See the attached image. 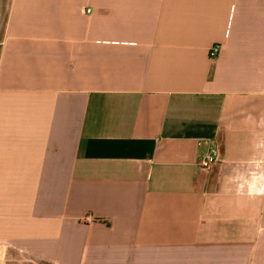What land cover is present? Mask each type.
<instances>
[{
    "label": "crops",
    "instance_id": "0c3cea01",
    "mask_svg": "<svg viewBox=\"0 0 264 264\" xmlns=\"http://www.w3.org/2000/svg\"><path fill=\"white\" fill-rule=\"evenodd\" d=\"M0 264H264V0H0Z\"/></svg>",
    "mask_w": 264,
    "mask_h": 264
},
{
    "label": "built area",
    "instance_id": "2783aa9c",
    "mask_svg": "<svg viewBox=\"0 0 264 264\" xmlns=\"http://www.w3.org/2000/svg\"><path fill=\"white\" fill-rule=\"evenodd\" d=\"M90 12V9H88ZM221 50L220 44H214L209 50V56L213 59L219 55ZM222 160L221 145L216 143L201 159L199 162L200 168L203 171H210Z\"/></svg>",
    "mask_w": 264,
    "mask_h": 264
}]
</instances>
